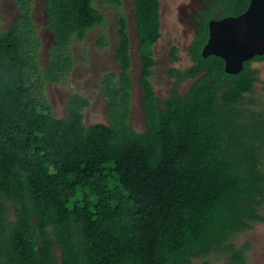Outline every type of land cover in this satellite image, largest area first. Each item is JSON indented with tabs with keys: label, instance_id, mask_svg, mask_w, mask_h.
I'll list each match as a JSON object with an SVG mask.
<instances>
[{
	"label": "trees",
	"instance_id": "trees-1",
	"mask_svg": "<svg viewBox=\"0 0 264 264\" xmlns=\"http://www.w3.org/2000/svg\"><path fill=\"white\" fill-rule=\"evenodd\" d=\"M30 1L15 0L24 13L0 32V264H192L212 254L247 264L231 239L264 221V110L246 99L258 71L245 62L229 75L220 58H203L206 19L192 65L169 71L174 82L161 102L150 80L159 1L134 0L143 131L129 122L132 60L120 12L119 72L100 83L108 125L84 124L89 99L77 93L57 118L45 86L66 82L72 42L104 18L94 0H46L54 43L41 68ZM248 3L224 0L219 18ZM106 44L101 37L98 45Z\"/></svg>",
	"mask_w": 264,
	"mask_h": 264
},
{
	"label": "rangeland",
	"instance_id": "rangeland-1",
	"mask_svg": "<svg viewBox=\"0 0 264 264\" xmlns=\"http://www.w3.org/2000/svg\"><path fill=\"white\" fill-rule=\"evenodd\" d=\"M113 0H94V5L100 9L104 18L103 23L87 32L82 41L74 40L71 44V55L74 65L66 82L59 85L48 84L45 86L46 98L53 115L63 118L66 103L73 93L80 94L89 99V105L83 110L84 124L108 125L107 101L100 91V83L105 74L119 72V66L114 61L113 54L116 46V23L118 12L127 19V30L130 37L131 65V111L129 122L136 132L144 129V109L141 105L142 89L139 84L140 56L138 53V37L134 14V0H120V6L111 3ZM162 17L160 37L154 45V65L151 68L150 80L153 84L156 97L162 102L169 95L174 78L171 69L185 70L191 66L187 55L186 46L189 44L191 34L183 35V27L178 22L180 11L190 13L189 7L182 6V1L187 0H161ZM110 2V3H109ZM46 0H31L27 4L29 19L33 31L40 41L38 62L41 68L48 67V49L54 43V34L45 25ZM180 10V11H179ZM24 11L15 0H0V32H6L17 23ZM224 13V12H223ZM107 38V44L101 48L98 41L101 37ZM171 48L176 50L173 59ZM252 67L258 70L257 81L253 93L246 95V99L253 101L256 109L264 110V62L254 63ZM192 79L184 81L179 88L184 93L192 83ZM160 107L164 105L160 103ZM264 216V206L260 209ZM231 242L237 248L244 250L247 264H264V221L253 224L247 231L233 236ZM226 258L222 254H212L202 259L193 260L192 264H223Z\"/></svg>",
	"mask_w": 264,
	"mask_h": 264
},
{
	"label": "water",
	"instance_id": "water-1",
	"mask_svg": "<svg viewBox=\"0 0 264 264\" xmlns=\"http://www.w3.org/2000/svg\"><path fill=\"white\" fill-rule=\"evenodd\" d=\"M207 30L201 56L220 58L226 74L240 73L245 62L264 55V0H249L245 11L237 16L210 20Z\"/></svg>",
	"mask_w": 264,
	"mask_h": 264
},
{
	"label": "flooded vegetation",
	"instance_id": "flooded-vegetation-1",
	"mask_svg": "<svg viewBox=\"0 0 264 264\" xmlns=\"http://www.w3.org/2000/svg\"><path fill=\"white\" fill-rule=\"evenodd\" d=\"M158 1H159V31H158V33H159V37H160L161 17H162V1L161 0H158ZM223 2H224V0H187L185 2L182 1V6H184L185 8L189 7L190 13L186 14L185 12H182L179 10L180 13H179V21L178 22L183 27V35L191 34L190 42L186 46V50H187L186 52L190 58L191 64L193 63V60H192V56L190 55V49H191L192 44L196 40V38L199 37L200 34L202 33V28H201L202 24H203L202 22L206 19H208V22L212 19H221V18H219V15L221 13V8H222ZM127 27H128V25H127ZM206 33H207V36H206V40H207L208 30ZM158 38H157V40H158ZM154 45H155V43L153 44V48H154ZM174 50H175L174 48L173 49L171 48V57H172V52ZM175 52H176V50H175ZM153 56H154V50H153L152 57ZM262 56H264V55H262ZM255 57L256 56H254L252 59L247 61V62H249L251 68H253L252 64H254V63L264 62V60L258 61L256 59H254ZM253 69H255V68H253ZM255 70H257V69H255ZM192 83H193V81H192ZM171 87H170V89H171ZM169 93H170V90H169Z\"/></svg>",
	"mask_w": 264,
	"mask_h": 264
}]
</instances>
